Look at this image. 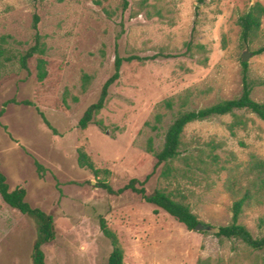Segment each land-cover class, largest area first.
Returning <instances> with one entry per match:
<instances>
[{
  "label": "rangeland",
  "instance_id": "374dc122",
  "mask_svg": "<svg viewBox=\"0 0 264 264\" xmlns=\"http://www.w3.org/2000/svg\"><path fill=\"white\" fill-rule=\"evenodd\" d=\"M126 1L123 11L122 0H0V109L7 103L0 117V173L10 190L23 188L31 207L53 216L55 239L42 247L45 263L106 264L111 245L100 230L102 218L122 248L123 264H264L262 253L214 235L230 223L237 198L226 187L234 184L242 192L251 181L246 172L252 159L264 161L259 119L235 111L245 125L233 134L227 128L232 115L188 124L170 173L163 174V166L152 173L153 154L179 112L240 95L245 53L251 98L264 102V53L253 54L264 47V17L248 47L238 25L250 6H264V0ZM34 15L44 54L29 61L28 73L19 58L33 45ZM116 54L167 58L123 63L95 117L100 129L81 130L78 120L113 73ZM37 58L46 61L41 82ZM83 75L89 77L85 90ZM212 143L218 148L212 150ZM79 153L90 159L96 175L78 166ZM147 176V192L169 194L203 229L189 231L130 193L110 195L99 187L103 182L117 190ZM257 199L243 207L238 222L262 237L264 192ZM34 237L33 224L0 198V264H31Z\"/></svg>",
  "mask_w": 264,
  "mask_h": 264
},
{
  "label": "trees",
  "instance_id": "16d2710c",
  "mask_svg": "<svg viewBox=\"0 0 264 264\" xmlns=\"http://www.w3.org/2000/svg\"><path fill=\"white\" fill-rule=\"evenodd\" d=\"M62 1V0H59ZM128 3L126 0H122V9H126ZM264 17V6L259 3H255L248 8V10L238 18V25L240 27V39L245 47H248L250 43L258 36L262 25V18ZM39 22L38 16L34 15L33 18V45L30 46L19 58L20 68L29 73V61L36 55H43L44 49L41 42V35L38 32L37 25ZM120 33L123 32V23L120 22ZM191 49L190 42L186 44V51L184 54L189 53ZM1 53V52H0ZM264 53V47L259 48L253 54L259 55ZM157 58H167L163 55H154L152 57H139L136 55H130L127 57H120L116 54L113 62V73L103 83L97 100L90 104L82 116L78 120L77 127L81 130L86 129L89 126H96L100 129V124L95 121V117L104 108L107 98L109 96V88L119 79L120 70L123 63H130L133 61H147L155 60ZM242 66V89L238 97L231 100L219 101L209 107L200 108L196 110H185L179 112L173 122L168 126L163 140L162 148L153 154L154 165L152 173L160 166L165 167L163 174H169L171 167L170 164L178 159L181 155V135L184 128L192 122L205 121L214 117L232 115L234 120L228 125V131L233 134V130L236 127L245 125L238 116L234 115L235 111H244L254 115L264 124V102H256L251 98L252 86L248 80V64L241 63ZM36 78L39 82L43 81L46 77V61L43 58L36 59ZM89 82L87 75L82 76V88L85 90ZM4 103L0 109V117L4 113ZM24 105L33 106L29 102H23ZM185 106V101L182 103ZM165 106L171 109L172 102L170 100L165 101ZM37 114L44 120L42 113L35 108ZM45 124L50 129L48 122ZM218 148L217 144H211V149ZM184 161L196 163V159L191 157L184 158ZM218 161L216 156H212V164ZM77 164L80 168L93 172L94 175L97 171L94 170L92 162L84 154L79 153ZM38 172H44V168L38 163L34 162ZM151 173V174H152ZM247 175L251 177L248 186L238 192L234 189V184H229L226 188L233 197H237L231 207V221L225 226L217 228L215 237L225 240H236L251 249L254 252L262 253L264 258V236L254 237L243 225L239 224L238 220L243 207L250 204L255 198H258L260 193L264 192V161L256 158L252 159L247 168ZM150 176V175H149ZM149 176L145 177L143 181L138 179H130L123 187L114 190L111 185L101 182L99 187L110 195H123L124 193H130L133 197L140 200L142 203L153 206L158 210L163 211L172 217L179 224H182L187 230L194 231L195 226L198 224L197 217L192 214L190 209L175 201L169 194H166L159 190L147 192L144 184L147 182ZM26 192L23 188L18 187L10 190L6 177L0 173V198L2 202L11 209L18 211L25 218H27L35 228V237L32 241L30 250V263L31 264H46L45 255L42 247L51 243L55 239V226L53 216L45 213L44 211L31 207L25 200ZM99 227L103 236L110 242L111 250L107 257L106 264H123V251L118 245L116 236L106 227V224L102 218L99 219ZM198 264H210L208 260L199 261Z\"/></svg>",
  "mask_w": 264,
  "mask_h": 264
},
{
  "label": "water",
  "instance_id": "95a60500",
  "mask_svg": "<svg viewBox=\"0 0 264 264\" xmlns=\"http://www.w3.org/2000/svg\"><path fill=\"white\" fill-rule=\"evenodd\" d=\"M249 54L248 53H245L243 56H242V63H246L247 62V58H248ZM203 229V227L198 223L196 226H195V231H199Z\"/></svg>",
  "mask_w": 264,
  "mask_h": 264
}]
</instances>
